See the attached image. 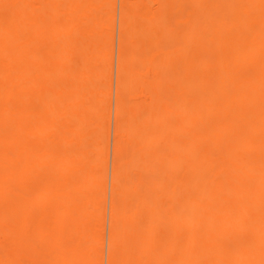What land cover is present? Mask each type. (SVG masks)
<instances>
[{"label":"bare ground","instance_id":"1","mask_svg":"<svg viewBox=\"0 0 264 264\" xmlns=\"http://www.w3.org/2000/svg\"><path fill=\"white\" fill-rule=\"evenodd\" d=\"M111 6L0 0L6 235L27 217L58 250L75 219L57 212L71 190L23 216L26 165L85 170L104 194ZM116 67L106 264H264V0H120Z\"/></svg>","mask_w":264,"mask_h":264},{"label":"rangeland","instance_id":"2","mask_svg":"<svg viewBox=\"0 0 264 264\" xmlns=\"http://www.w3.org/2000/svg\"><path fill=\"white\" fill-rule=\"evenodd\" d=\"M111 1L112 6L105 13L112 17L111 27L109 29L111 36L108 41L109 46L113 47V61L109 68L110 79L101 84L103 87H111L110 93L105 96V126L108 128V131L106 130L104 133L105 142L102 146L101 153L104 159V175L106 177V184L103 189L104 194L100 197L98 187L87 184V172L85 170L59 171L44 168L35 170L31 167L32 164L30 166L31 168L28 167L29 165H26V168L30 170L23 169L22 167L21 171L18 170V174L29 176L28 179L24 180L23 185L16 190L20 192L25 200V203H23L20 209L23 216L28 211L26 202L28 197L35 200L40 196L48 198L53 194L59 195V199L63 198L64 202H66L69 198L65 195L71 190L76 196V205L72 208H67V204L66 206L63 204L58 207L57 212L60 214L67 213L64 221L67 224V229L69 223H71V219H75L69 229V237L64 235L65 232L62 231L63 239L61 240V248L58 250L47 247L43 238H39V236L29 232V228L34 225L33 219L26 217L23 220L21 228H11L13 233L10 238L8 234H11V231L7 235L5 233L10 228L8 230L6 229V231H4L5 229L2 230L0 232L3 234L0 235V264H106V248L109 237L108 217L111 198L110 178L113 160V128L115 123V85L117 74L116 60L120 12V0ZM91 51H94V48ZM95 143L96 139H91L89 141V147L93 148ZM88 186L90 189H87ZM103 208H105V226L102 234L99 225ZM41 210L45 213H51L54 207L48 204ZM5 227L7 228L9 226ZM72 232L73 237L71 238ZM101 235L104 239L103 247L101 245ZM37 243L38 246L35 248L31 247L32 244L37 245Z\"/></svg>","mask_w":264,"mask_h":264}]
</instances>
